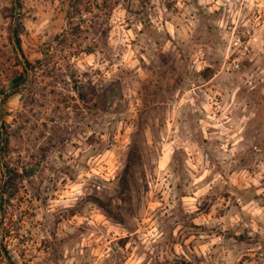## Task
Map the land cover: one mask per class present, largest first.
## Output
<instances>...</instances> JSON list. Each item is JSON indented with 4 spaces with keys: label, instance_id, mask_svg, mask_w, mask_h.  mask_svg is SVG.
Returning a JSON list of instances; mask_svg holds the SVG:
<instances>
[{
    "label": "rangeland",
    "instance_id": "374dc122",
    "mask_svg": "<svg viewBox=\"0 0 264 264\" xmlns=\"http://www.w3.org/2000/svg\"><path fill=\"white\" fill-rule=\"evenodd\" d=\"M20 1L0 93L10 27L29 62L69 22L94 52L82 101L0 96V264H264V0Z\"/></svg>",
    "mask_w": 264,
    "mask_h": 264
},
{
    "label": "trees",
    "instance_id": "16d2710c",
    "mask_svg": "<svg viewBox=\"0 0 264 264\" xmlns=\"http://www.w3.org/2000/svg\"><path fill=\"white\" fill-rule=\"evenodd\" d=\"M22 8V3L20 0H13V8L11 11L14 14L15 10H20ZM109 15L112 12V9L109 8ZM72 15L69 14L68 21L70 20ZM78 16L81 18L80 12ZM82 22V21H81ZM67 30L63 31L62 34L56 36L53 41H51L45 47V50L41 51V59L36 60L35 62H29L28 60L23 58L21 52V45L19 39L18 29L10 27V41L12 45L13 54L16 58H20L21 61H18L19 71L17 76L12 78L13 85L9 89V94L0 93V96L10 97L13 95L23 96L25 94H29L31 96H36L37 92L40 89V84L38 83V79H50L54 80L53 82H57V80L62 77L66 78L67 81L64 82L63 91L73 92L79 101H82V97L80 95V90L78 88V83L76 81L77 71L75 60L82 54H91L94 52L93 47H76L75 49L72 45L65 46L66 39L68 37L75 36L74 29L71 28L70 22L67 23ZM80 24V21L79 23ZM62 40V41H61ZM49 91H47V95L56 96L57 90L54 86V83L48 85ZM27 92V93H26ZM31 93V94H30ZM29 96H27L28 98ZM28 100V99H27ZM25 102L26 99H25ZM31 102V106H32ZM60 104H65L66 101H60ZM49 105V101L44 104V106ZM43 106V107H44ZM8 134L4 127H0V147H3V151L5 154H8V139H6L5 135ZM4 136V139H3ZM2 171L5 170V167L1 166Z\"/></svg>",
    "mask_w": 264,
    "mask_h": 264
},
{
    "label": "built area",
    "instance_id": "2783aa9c",
    "mask_svg": "<svg viewBox=\"0 0 264 264\" xmlns=\"http://www.w3.org/2000/svg\"><path fill=\"white\" fill-rule=\"evenodd\" d=\"M241 57H242L241 54H237L235 58L231 59L232 65L236 64Z\"/></svg>",
    "mask_w": 264,
    "mask_h": 264
}]
</instances>
